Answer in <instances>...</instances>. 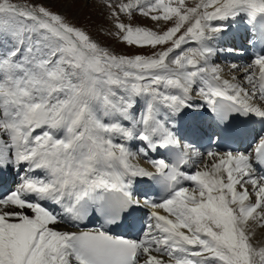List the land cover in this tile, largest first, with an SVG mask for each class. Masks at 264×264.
<instances>
[{
	"label": "snow or ice",
	"instance_id": "6c2138e0",
	"mask_svg": "<svg viewBox=\"0 0 264 264\" xmlns=\"http://www.w3.org/2000/svg\"><path fill=\"white\" fill-rule=\"evenodd\" d=\"M93 2L0 0V264H264V0Z\"/></svg>",
	"mask_w": 264,
	"mask_h": 264
},
{
	"label": "rangeland",
	"instance_id": "374dc122",
	"mask_svg": "<svg viewBox=\"0 0 264 264\" xmlns=\"http://www.w3.org/2000/svg\"><path fill=\"white\" fill-rule=\"evenodd\" d=\"M24 3L26 0H19ZM54 11H60L73 20L78 26L84 27L94 39L103 44L112 47L118 53H131L134 49L127 48L123 44H119L112 37L103 34L104 30L110 29V25L105 22L101 12V8L93 4L85 6V0H46ZM149 27H157L151 22L140 19L137 21Z\"/></svg>",
	"mask_w": 264,
	"mask_h": 264
},
{
	"label": "bare ground",
	"instance_id": "6f19581e",
	"mask_svg": "<svg viewBox=\"0 0 264 264\" xmlns=\"http://www.w3.org/2000/svg\"><path fill=\"white\" fill-rule=\"evenodd\" d=\"M230 44H234L236 46H244V47H247L244 39L240 35H237L235 38H233L232 39V43H230ZM249 57H250L249 51L245 52L242 58L239 57V56H236V55L222 54V57L220 58L219 62L221 64H223V65L230 64L231 62L248 63L249 62ZM254 125L255 124L251 125V127L258 130L259 128L256 125L255 126ZM145 166H147V165H145ZM69 230H71V229H69ZM256 239L257 240H264V236H262L258 232Z\"/></svg>",
	"mask_w": 264,
	"mask_h": 264
}]
</instances>
